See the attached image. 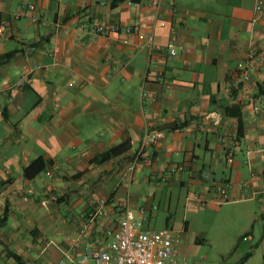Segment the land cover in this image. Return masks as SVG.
Masks as SVG:
<instances>
[{"label": "crops", "instance_id": "crops-1", "mask_svg": "<svg viewBox=\"0 0 264 264\" xmlns=\"http://www.w3.org/2000/svg\"><path fill=\"white\" fill-rule=\"evenodd\" d=\"M257 1L0 0V264H70L125 207L146 209L145 229L165 217L190 264H264ZM111 23L121 30L91 36ZM222 209L229 230L191 217Z\"/></svg>", "mask_w": 264, "mask_h": 264}, {"label": "built area", "instance_id": "built-area-1", "mask_svg": "<svg viewBox=\"0 0 264 264\" xmlns=\"http://www.w3.org/2000/svg\"><path fill=\"white\" fill-rule=\"evenodd\" d=\"M28 8L34 10L35 5L30 3ZM255 17L264 19V0H258L255 5ZM161 25L165 22L161 21ZM6 26L0 23V34L5 32ZM137 25H129L123 28L124 32L135 31ZM121 27L118 24L111 23L104 26L92 25L89 27L91 36L107 35L110 32H118ZM174 28L170 27V34L173 35ZM152 34L144 36L145 45L148 48L154 46ZM168 54L176 53L174 42L169 38L166 44ZM264 62V55L257 56ZM238 68H243V62L237 64ZM151 140V138H150ZM149 141L148 136H144L141 140L139 151ZM229 157V155L227 156ZM131 172L126 171L123 179L130 180ZM215 201L220 202L228 199L227 189L224 186H217L214 189ZM102 204L103 200L100 199ZM157 208L156 205L151 206L149 212ZM96 209L93 213L98 212ZM138 213V215H137ZM146 209L143 207L133 210L131 208H122L118 211L116 217V228L108 229L109 240L101 248L96 250H86L77 259H71L70 264H190L186 257L177 252L176 243L178 233L170 227L148 228L142 227L145 219ZM247 236H243L246 238ZM62 260H60L61 262Z\"/></svg>", "mask_w": 264, "mask_h": 264}, {"label": "rangeland", "instance_id": "rangeland-1", "mask_svg": "<svg viewBox=\"0 0 264 264\" xmlns=\"http://www.w3.org/2000/svg\"><path fill=\"white\" fill-rule=\"evenodd\" d=\"M162 209V207H161ZM174 210H176L175 206H172L171 211L174 213ZM178 210H180V208H178ZM224 209H222L219 213H215L212 212V210H205L203 212L198 213L197 215L194 214L193 216H191L192 218H196L197 222H199L200 224H204L205 222H207V220L211 219V223L212 224H216L219 225V227L222 230H229V223H227L226 221H220L218 220L215 216L217 214H221L223 212ZM181 211H178L177 213L180 214ZM174 215V214H173ZM150 225L154 226L156 228H161L165 226V217H158L157 219H152L150 220Z\"/></svg>", "mask_w": 264, "mask_h": 264}, {"label": "trees", "instance_id": "trees-1", "mask_svg": "<svg viewBox=\"0 0 264 264\" xmlns=\"http://www.w3.org/2000/svg\"><path fill=\"white\" fill-rule=\"evenodd\" d=\"M226 113L229 115H234V116H238L240 111L238 109L237 106H229L226 107ZM241 135V124L238 123L237 126V137H239ZM43 167V158L42 157H37L35 158L33 161H31L29 163V165H27L24 168V174L26 177H33L36 173H38ZM167 227V226H166ZM172 229V228H171Z\"/></svg>", "mask_w": 264, "mask_h": 264}]
</instances>
